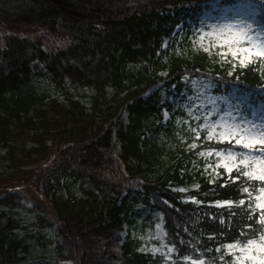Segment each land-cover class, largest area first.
Segmentation results:
<instances>
[{"label":"trees","instance_id":"trees-1","mask_svg":"<svg viewBox=\"0 0 264 264\" xmlns=\"http://www.w3.org/2000/svg\"><path fill=\"white\" fill-rule=\"evenodd\" d=\"M234 21L264 44V0H0V264L24 262L47 229L59 264H240L226 245L264 234V182L223 167L234 141L191 131L264 103V58L242 65L201 34ZM40 77L55 97L30 89ZM159 224L166 252L140 239Z\"/></svg>","mask_w":264,"mask_h":264},{"label":"snow or ice","instance_id":"snow-or-ice-1","mask_svg":"<svg viewBox=\"0 0 264 264\" xmlns=\"http://www.w3.org/2000/svg\"><path fill=\"white\" fill-rule=\"evenodd\" d=\"M227 29L229 31V40L224 43L228 44L229 47L227 52L221 53L222 55L231 54L234 59H238L242 65H246L247 62L252 61L254 57L264 58V44H260L252 39L249 35L250 26L246 22H241L239 30L232 34V25H228ZM255 115V113H251ZM229 117L232 122H223L224 117L221 120L215 121L213 123H208L205 119L204 123L200 124L196 128H192L191 131L195 133L196 139L200 138L199 128H206L207 137L211 139L213 134L220 141H228L232 145L240 146V148L233 151H228L227 155L224 156L225 163L223 167L227 170L229 174L233 172L236 168L238 172H241L244 176L249 178L257 179L264 182V123L257 124L255 121H251L246 115L241 114L238 117H233L229 113ZM195 120L200 121V116H195ZM191 147L195 148L196 143H192ZM211 154V153H209ZM216 156L220 157L223 155L221 151H216ZM243 166V167H240ZM211 167V165H209ZM247 169V170H244ZM198 187V186H197ZM184 191V189H181ZM247 191V189H245ZM260 191L264 193V188ZM191 199L195 200L196 203H200L195 197ZM257 200L262 201L256 206L264 209V197H257ZM228 203L231 201L217 202V204ZM240 204H244L241 200ZM251 207V205H249ZM260 222L264 225V212L261 213ZM228 250L239 249L243 254L241 256H236L235 260L244 264V261H250L251 264H264V234L259 237V242L255 239H248L246 245L241 247L238 243H229L226 245ZM219 251V248L216 249ZM256 251L260 253V259L254 254ZM223 259V257H221ZM192 264H202L201 261L193 260Z\"/></svg>","mask_w":264,"mask_h":264},{"label":"rangeland","instance_id":"rangeland-1","mask_svg":"<svg viewBox=\"0 0 264 264\" xmlns=\"http://www.w3.org/2000/svg\"><path fill=\"white\" fill-rule=\"evenodd\" d=\"M214 9H216V7ZM226 19H228V17H226ZM240 24L241 22H235V21L225 22L220 27L219 26L211 27L212 29L211 31L209 29L208 31L202 30L201 34L205 36V34L208 32L212 34L216 33L220 39L229 40L230 34L227 29V26L228 25L233 26L232 34L234 35L235 32L239 30ZM29 87H31L30 89L33 92L42 94L45 96L55 97L56 94H58V92L54 90L53 86L47 81L46 78H41V77L35 78ZM67 90L71 92L74 96H78L80 98L84 95L85 96L89 95V91H87L86 89H78V88H73L69 86ZM252 121H255L257 124H261L264 122V109L263 108H259L256 110ZM67 185L70 187L71 191H73L76 194L78 193L77 191L78 185L76 183H74L73 181L67 182L66 191L69 189ZM21 191L26 196V200L23 201L24 208H21L18 210L17 218L21 219L22 223L25 226V230L21 231V234L23 235L22 237H25V235H28V237H30L28 241H32L31 239L32 233L40 234L38 229H36L35 227V222H36L35 216L29 210L32 208V204L36 203L37 194H35L31 189L26 188V187L23 188ZM186 200H192V199H186ZM125 229L127 228L125 227ZM41 233L45 236L43 240L44 245L39 246L38 249L35 250L30 244L29 250L26 255V260L19 264H59L54 259V247H55L54 242L56 240L55 231L53 229H47V230H42ZM122 235L125 236L126 232H123ZM140 239L142 240L143 246L147 250L156 252V251H162L163 249H165V252H166L167 243L165 241V232H164L162 224L157 225L152 231L145 232V234L140 235ZM165 256L167 255L165 254Z\"/></svg>","mask_w":264,"mask_h":264}]
</instances>
